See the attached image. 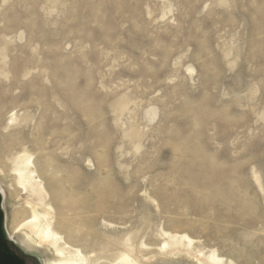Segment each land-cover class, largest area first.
Here are the masks:
<instances>
[{"label":"rangeland","instance_id":"1","mask_svg":"<svg viewBox=\"0 0 264 264\" xmlns=\"http://www.w3.org/2000/svg\"><path fill=\"white\" fill-rule=\"evenodd\" d=\"M1 204L26 264H264V0H0Z\"/></svg>","mask_w":264,"mask_h":264},{"label":"bare ground","instance_id":"2","mask_svg":"<svg viewBox=\"0 0 264 264\" xmlns=\"http://www.w3.org/2000/svg\"><path fill=\"white\" fill-rule=\"evenodd\" d=\"M15 164L16 165L14 168V172L16 173L15 175H16L17 183L18 182L21 183L24 188L28 185L34 190V186L36 185L35 184V178H34L35 170L30 165V160L25 157L23 160H21L19 162L17 160ZM37 187L42 189V186L40 184L37 185ZM0 208L2 211L3 218H4V232H5L6 238L8 240H10L11 236H10V233L8 232V230L6 229L5 210H4L2 204L0 205ZM34 209H35V207H33V209H32L33 212H34ZM35 218H37V217L35 216ZM41 233H43L44 238L53 237L54 240L55 239L57 240L56 242H58L59 238L61 239V237H59V235L57 233H54L49 228L44 229ZM60 249H61V251H64L65 248L61 247ZM74 251H75V253H69V255L66 256L61 262L54 263V264H89L86 261V259L82 256V254L79 250H77V251L74 250ZM74 251H72V252H74ZM213 258L217 259L216 257H213ZM117 260H118L117 264H134L132 259L130 258V256L127 253H123V255H121L120 258Z\"/></svg>","mask_w":264,"mask_h":264},{"label":"water","instance_id":"3","mask_svg":"<svg viewBox=\"0 0 264 264\" xmlns=\"http://www.w3.org/2000/svg\"><path fill=\"white\" fill-rule=\"evenodd\" d=\"M4 232V218L0 208V264H26L8 245Z\"/></svg>","mask_w":264,"mask_h":264}]
</instances>
